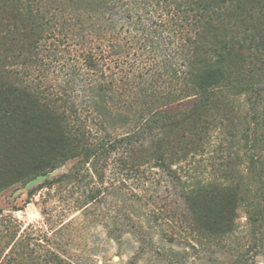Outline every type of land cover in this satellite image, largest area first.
<instances>
[{
	"label": "trees",
	"instance_id": "1",
	"mask_svg": "<svg viewBox=\"0 0 264 264\" xmlns=\"http://www.w3.org/2000/svg\"><path fill=\"white\" fill-rule=\"evenodd\" d=\"M22 141L27 182L114 153L178 186L189 234L219 246L239 209L262 232L264 0H0V153ZM209 147V175L183 179Z\"/></svg>",
	"mask_w": 264,
	"mask_h": 264
},
{
	"label": "rangeland",
	"instance_id": "2",
	"mask_svg": "<svg viewBox=\"0 0 264 264\" xmlns=\"http://www.w3.org/2000/svg\"><path fill=\"white\" fill-rule=\"evenodd\" d=\"M60 57L67 69L74 63L65 50ZM59 63L48 71L53 87L65 79ZM72 95L80 103L82 93ZM27 146L2 143L0 264H264V229L252 232L242 209L233 234L216 246L184 230L179 188L159 168L123 170L112 153L105 162L68 161L27 182L34 162ZM211 149L178 174L208 176Z\"/></svg>",
	"mask_w": 264,
	"mask_h": 264
}]
</instances>
